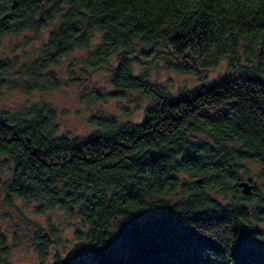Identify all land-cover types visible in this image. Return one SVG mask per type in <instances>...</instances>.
Instances as JSON below:
<instances>
[{
  "label": "trees",
  "instance_id": "trees-1",
  "mask_svg": "<svg viewBox=\"0 0 264 264\" xmlns=\"http://www.w3.org/2000/svg\"><path fill=\"white\" fill-rule=\"evenodd\" d=\"M225 2L203 0L193 12L175 3L166 7L164 0H0V43L11 34L51 29L30 63L0 60V86L19 72L34 79L51 75L60 59L76 49L89 50L100 34L104 39L89 52L88 62L99 68L116 60L112 85L151 98L136 83L150 74L136 68L163 62L171 69L178 57L186 62L190 41L173 44L172 34L190 30L202 52L228 55L229 64L241 65L243 77L195 105L169 108L159 123L145 129L146 137L155 140L158 132L167 140L156 144L157 150L187 149L199 157L201 163L186 165L174 183L162 171L125 163L129 156L121 149L139 148L129 153L135 159L144 147L138 140L60 151L35 116V128L0 116V200L5 206L42 202L63 210L54 203L53 191L70 204L83 200V215L69 213L81 220L78 238L91 247L92 260L83 264H264V195L252 181L249 196L240 187L247 162L264 170V14L249 23L222 7ZM130 8L135 14H128ZM177 16L184 21L178 27L171 23ZM161 24L168 26L167 36L158 31ZM145 52L154 53L151 62L130 59L125 66L126 55L140 58ZM133 71L139 77L132 78ZM209 111L212 119L205 116ZM4 162L9 175L2 173ZM214 193L230 200L224 203Z\"/></svg>",
  "mask_w": 264,
  "mask_h": 264
},
{
  "label": "clouds",
  "instance_id": "clouds-1",
  "mask_svg": "<svg viewBox=\"0 0 264 264\" xmlns=\"http://www.w3.org/2000/svg\"><path fill=\"white\" fill-rule=\"evenodd\" d=\"M152 2L155 3V0ZM202 2L203 0H182V3L179 0H164L166 7L170 3H175L178 8H187L193 12L201 6ZM222 7L228 9L229 12L235 11L237 15L241 16V19H247L249 23L258 15L264 14V0H226ZM128 14H135L132 8L129 9ZM183 22L182 16H177L171 21L177 27ZM158 31L165 36L169 34L167 25L161 24ZM194 37L195 33L191 30L172 34L173 44L181 40L190 41L184 49L185 53L191 54L189 59L185 62L183 57H178L179 62L171 65L172 72L189 74L183 85L177 84L176 77L171 74L166 75L162 80H154L150 75L143 79H136L141 90H149L147 95L152 98L151 102L123 100L122 97L127 94V90L118 89L116 84L112 85L109 94L102 90V86H92L96 84L95 78L90 85L79 74L70 76L61 81L56 88L62 87L65 90L73 86L79 88L77 96L80 107H75L70 111L66 108L64 111L67 112V115L74 112L78 116H83L84 111L87 110L89 114L84 121L86 127L82 128L77 123L69 124L66 120H62L60 112L56 108L50 107L46 102L47 100L41 103V100L37 98V93L42 87L39 83L21 82L18 78H13L11 81L6 80L5 82V89L11 83L12 90H5V94L0 96V116L5 119V122L24 123L29 128L37 127V124L33 122L35 116L40 127L46 126L45 135L51 133V142L54 147L58 145L60 151H64L65 146L70 150L82 151L94 142L119 146L123 142L138 140L144 147L143 152H140V156H136L135 159H132L129 153L139 152V148L135 150L121 149L126 156H129L125 163H132L145 171H162L166 180L174 183L181 176L186 165L191 167L201 163L199 157L187 149L157 150L155 145L160 144L162 140L167 143V140L159 137L158 132L153 133V136L156 137L155 140L152 137H146L144 135L145 129L159 123L160 118L168 112L169 108L179 110L185 105H195L203 96L233 87L235 84H239L243 78L241 65L232 66L229 64V56L226 54L213 53L211 50L206 53L202 52V46ZM101 39H104V35ZM119 44L120 41L114 47H119ZM23 51L24 49L20 46L16 47L14 53H5L4 49L0 48V52L8 57L20 56ZM164 51L166 52L168 49ZM153 56L154 53L145 52L143 57L136 58L133 53L132 56L126 55L124 64L127 66L130 59L134 61V64H138L143 59L151 62ZM193 61L196 63L194 64ZM116 67L119 68V65ZM123 72L124 68H120V73ZM120 73H117V79L120 78ZM139 75L135 71L131 73L132 78H137ZM169 85H174L175 91L170 90ZM181 87L186 90L182 92ZM17 93L23 95L22 105L19 107L15 100ZM114 103H122V107L118 111H109V106ZM213 115L211 111L205 113L208 119H212ZM160 127H163L162 123ZM167 135L166 132L165 137ZM144 153H147V156ZM181 153H183V158H181ZM153 156L160 157L157 163H145L151 161ZM51 194L57 197L54 201L57 207L63 206V210L68 213L83 215L79 208V205L83 204V200H77L75 204H70L67 199L59 197L55 191ZM24 216H27V213H24ZM0 217L4 218L0 219V224L8 226L3 243H0V264H76L78 257L82 255V250L74 248L72 241L67 239L57 240L55 243L49 244L47 251L38 255L31 237H25L24 232L21 231L23 226L17 227L16 224L12 223L15 218H10V213H7L6 209H0ZM28 221L32 222V231L37 233L41 231L39 222L34 221L32 217H28ZM86 225L87 221L85 220L83 226ZM79 234L83 235L82 232ZM42 238L44 240L49 239L47 235Z\"/></svg>",
  "mask_w": 264,
  "mask_h": 264
},
{
  "label": "rangeland",
  "instance_id": "rangeland-1",
  "mask_svg": "<svg viewBox=\"0 0 264 264\" xmlns=\"http://www.w3.org/2000/svg\"><path fill=\"white\" fill-rule=\"evenodd\" d=\"M51 29L43 30L39 33L32 31H24L19 34H11L4 37L1 40L0 48L4 49V52H15L17 46H20L24 49L22 55L8 57L5 56L3 52H0V60H17L20 64H28L40 54L41 49L45 42L48 40ZM101 35L96 34L91 43V48L89 50H80L76 49L71 54L60 59L59 64L50 68L51 75L39 76L38 79L34 77H22L20 72L15 76L11 77L9 81L13 78H18L21 82H32L39 83L42 87L37 93V98L43 103L45 100L50 107H54L62 115V120H66L70 123H77L82 128H85L84 121L88 116V111L85 110L83 116H78L74 112L71 115H67V112L64 109H74L75 107H80L78 104L79 88L75 86L68 88H56L61 81L65 80L70 76L79 74L83 80L92 85L93 78H95L96 84L92 85L93 87L102 86V90L107 91L110 94L112 88V76L113 71L116 67V60L109 61L106 66L97 67L92 66L88 61L89 52L94 49L96 45L100 43ZM163 65V66H161ZM23 67V66H21ZM21 68L19 69V71ZM137 72H148L154 80H162L166 75H173L176 77L177 84L183 85L187 80L188 73H175L171 69H168L166 65L161 62L154 65L148 64L145 66H139L136 68ZM18 72V71H17ZM83 87V85H80ZM170 90L175 91L174 85L168 86ZM5 90L11 91L12 85L9 83L8 88L5 89V86H0V96L5 94ZM186 90L181 87V91ZM42 94V96H41ZM123 100L127 101H141V102H151V98L143 96L138 92H130L125 97H122ZM17 106L22 105L23 95L17 93L16 97ZM122 107V103H114L109 106V111H118ZM67 115V116H65ZM3 161L0 160V163ZM5 165V162H4ZM246 175L243 178L245 182H254L258 190L264 195V170L263 168L254 162H247L245 164ZM2 173H8V169L1 167ZM186 179V177H185ZM214 196L222 202L225 203L230 200V196L226 197L221 194L214 193ZM15 207H7L4 202L0 200V209H6L7 213H10V218L14 217L12 220L13 224H16L17 227L23 226L21 231L24 232L25 237H31L33 244L35 245V251L38 255L43 254L47 251V246L51 243H55L57 240H70L73 243L74 248H80L82 250V255L78 257L76 264H83L85 262L91 261V247L78 238L77 231L81 228V220L78 217L70 215L69 213L61 210L59 208L51 207L47 203L42 202H33V203H24L22 201H15ZM22 209V211H21ZM19 213V215H18ZM24 213H27V216H24ZM28 217H32L34 221L39 222L41 231L39 233L32 231V222L28 221ZM0 219H4L0 217ZM264 229V224L260 226ZM0 231L5 236V233L8 231V226L5 224H0ZM41 235L48 236V240L43 238L38 240V237Z\"/></svg>",
  "mask_w": 264,
  "mask_h": 264
},
{
  "label": "water",
  "instance_id": "water-1",
  "mask_svg": "<svg viewBox=\"0 0 264 264\" xmlns=\"http://www.w3.org/2000/svg\"><path fill=\"white\" fill-rule=\"evenodd\" d=\"M240 187L242 188V193L246 196H249L254 188V186L250 182H242L240 183Z\"/></svg>",
  "mask_w": 264,
  "mask_h": 264
}]
</instances>
